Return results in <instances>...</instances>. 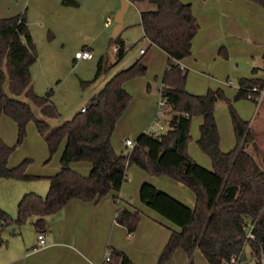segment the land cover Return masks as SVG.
<instances>
[{"label":"crops","instance_id":"obj_1","mask_svg":"<svg viewBox=\"0 0 264 264\" xmlns=\"http://www.w3.org/2000/svg\"><path fill=\"white\" fill-rule=\"evenodd\" d=\"M74 1L76 4L64 0H0V18L24 13L35 48L37 46L38 50L41 49V54L44 51L53 55L56 52L59 54L60 47L56 40L70 46L74 44L75 51L80 48L92 50L89 42H76L78 34L90 33L103 18L104 26H110L120 0ZM181 1L191 5V11L198 22L197 31L191 38V51L180 59V64L186 70L185 89L193 94H204L210 89L221 90L223 97L218 98L214 105L220 149L228 151L236 146L228 99L239 116L248 122L253 135V140L248 142L246 149L253 154L258 164L263 165L264 94L255 98L248 96L236 98L235 95L240 88V78H264V6L254 0ZM131 2L133 1L129 0V4ZM134 3L139 13V20L135 25L138 26V31L135 36H131L130 30L135 28V23L123 19L118 34L124 41V53L117 59L116 52L112 50L113 62L107 52L100 56L96 62L95 72L101 58L104 70L96 78H93L94 72L90 78L91 82L84 85L86 87L79 96L84 101L80 106L61 108L59 101L57 102L53 96L54 89L50 97L59 114L63 109L67 114L65 119H68L80 110L81 106L87 104L89 98L114 72L141 58L146 65L145 73L123 82V87L130 94V100L111 133V143L117 153L129 151L130 147L124 143L126 138L135 140L136 136L144 131L154 133L166 131L173 113L169 106L165 111L157 112V100L162 92V75L168 54L145 36L141 24V9L153 8L154 5L147 1ZM108 17L110 22L106 24ZM112 36L111 30L108 45L113 43ZM39 51L36 59L30 64L29 71L33 89L36 93L43 94L52 87L53 72L45 69L44 61L47 60H44L39 80L35 82L36 72L32 65L39 60ZM93 57L94 54L89 59ZM73 59L79 58H75L73 53ZM120 60L124 64L107 76L111 67ZM4 87L8 91L7 82ZM20 98L30 101L24 95ZM68 101L71 104L77 100L71 96ZM30 103L33 104L31 101ZM36 107L38 110L36 115L45 117L51 124L65 120L53 122L51 119L56 117H47L40 112L39 106ZM155 117L163 128L152 127ZM202 121L201 114L191 117L187 151L200 165L212 169L210 156L197 143ZM32 122L30 120L26 125L27 133L21 145L27 142L36 149L25 151L37 159L36 165L29 164L25 169L33 177L0 176V207L12 217L16 216L17 202L21 195L27 191L44 195L49 185L47 177L60 168L59 160L65 140L59 144L58 155L53 161L48 162L49 151L46 141ZM0 136L9 145L15 144L17 139V124L5 113L0 115ZM20 156L16 148L12 150L7 160L8 165H16L27 157L20 159ZM70 166L82 174H88L92 163L90 160H74L70 162ZM142 182L153 184L191 208L195 205L194 191L183 182L165 173L150 174L138 164L130 163L126 168V179L119 189H111L101 197L89 200L70 198L59 211L44 216L43 228L35 225L36 215L30 216L20 224L5 225L0 220V264H103L105 255L110 253L112 248L123 251L135 264H157L171 231H179L181 227L140 200L139 187ZM118 207L140 211L138 223L132 232H129L124 224L116 221ZM38 230L46 232V244L34 248ZM244 253L245 264H251L252 260L255 264H261L251 254L248 244L244 247ZM191 260L193 264H210L199 248H195L190 257L180 246L174 248L163 264H190Z\"/></svg>","mask_w":264,"mask_h":264},{"label":"trees","instance_id":"obj_2","mask_svg":"<svg viewBox=\"0 0 264 264\" xmlns=\"http://www.w3.org/2000/svg\"><path fill=\"white\" fill-rule=\"evenodd\" d=\"M147 1L153 8L141 9L140 18L145 36L163 48L167 54L162 75L161 93L173 111L168 129L161 133H139L133 146L125 153H117L111 143L114 125L130 100L123 82L144 74L146 65L141 58L114 72L85 105L70 118L51 124L34 112L30 101L39 106L47 117H57L59 112L50 97L53 88L43 94L33 89L30 64L37 57L32 36L24 13L0 18V115L11 116L17 124L15 144H7L0 136V176L30 178L25 169L28 159L9 166L8 157L16 144L26 135V125L32 120L37 131L46 141L49 154L54 153L64 139L59 170L48 176L47 192H24L17 202L15 217L0 207L3 224L23 223L36 215L35 225L44 226V216L59 211L72 197L84 200L99 198L111 189H119L126 179V168L136 163L150 174H168L190 187L196 196L194 207H189L167 192L149 182H142L139 198L149 207L178 224L179 231L172 230L157 264H163L174 248L182 247L191 257L199 248L210 264H223L234 254L250 246L251 254L259 260L264 253V163L260 165L246 149L253 140L248 122L243 120L230 100L229 113L236 137V146L228 151L219 147V132L214 116L215 101L223 97L221 90L210 89L204 94H193L185 89L186 70L179 61L191 51V38L198 22L191 5L181 0H132ZM264 6V0H254ZM76 4L74 0H64ZM111 40L118 44L117 59L124 53V41L119 34ZM264 56V55H263ZM103 59L97 63L96 78L102 71ZM81 80L84 86L91 82ZM7 82L8 91L4 84ZM235 97L255 98L258 90L253 85L264 86V78L243 77ZM26 96L30 101L21 99ZM203 116L197 143L211 158L213 168L208 169L193 159L187 151L190 139L191 117ZM74 160H90L88 174H82L70 166ZM116 199V198H115ZM139 210L117 208L115 219L132 232L138 223ZM253 222L247 236V223ZM105 264H135L121 250L112 248L110 260ZM192 263V260L190 261Z\"/></svg>","mask_w":264,"mask_h":264},{"label":"rangeland","instance_id":"obj_3","mask_svg":"<svg viewBox=\"0 0 264 264\" xmlns=\"http://www.w3.org/2000/svg\"><path fill=\"white\" fill-rule=\"evenodd\" d=\"M136 1L131 2L124 15L125 21L130 20L132 23H136L139 20V13L136 4L134 3ZM153 5V4H152ZM113 17V15H111ZM103 19L98 21L93 31L90 33H83L78 34L77 43L79 42H89V44L92 47V52L94 54V57L92 59H73V53L76 49L75 45L72 46L61 43L60 41L56 40L57 45L60 47L59 54L56 52L55 55L48 53L47 51H44L41 54V49L38 50L36 46L37 52L39 51L40 56L39 60H37L33 65L32 68L35 69L34 79L35 82L39 80V77L41 75V67H43V63L45 62V69L52 73V83L51 86L54 89V95L57 99V102L59 101V106L61 108L65 107H79L80 104L84 101V99L80 98V94L84 91L83 85L81 84V79H90L93 77L96 67V62L100 58L101 55H104L106 52L109 55L110 60L114 61V53L112 51L111 45H108V39L111 36V30L114 25V21L112 19V23L110 26L105 27L103 24ZM133 26V27H134ZM138 31V26H135V28H131L130 33L131 36H135V33ZM79 45V44H78ZM77 45V46H78ZM47 60V61H44ZM44 61V62H43ZM124 63L122 60H120L115 66H112L111 69L107 72V76L109 74H112L113 71L119 67L122 66ZM101 78V77H100ZM59 84V85H57ZM75 84V85H74ZM43 92V91H42ZM75 97L76 102L69 104V97ZM78 96V97H77ZM68 101V102H67ZM33 109L36 112H38L36 105L32 104ZM263 107H261L262 109ZM60 114L56 117L51 119L53 122H60L63 119L66 118L67 114L63 112V109ZM259 116H257V119ZM51 121V122H52ZM33 123V122H32ZM26 133H27V127H26ZM24 139V138H23ZM23 141V140H22ZM22 143V142H21ZM21 143L16 144L14 149L16 148V151L21 155L20 159L24 156H27L25 158L28 159L27 166L30 164L36 165L37 159L35 157H32V155H28L25 151H32L36 150L32 146L28 145L27 142L24 145H21ZM248 142L246 143V145ZM245 145V146H246ZM59 148V147H58ZM58 148L57 150L50 154H47V161L51 162L55 158L56 155H58ZM13 149V150H14ZM32 149V150H31ZM49 153V152H48ZM46 157V158H47ZM23 158V159H25ZM22 159V160H23ZM21 160V161H22ZM243 264H245V260H243ZM251 264H255V261H251Z\"/></svg>","mask_w":264,"mask_h":264},{"label":"built area","instance_id":"obj_4","mask_svg":"<svg viewBox=\"0 0 264 264\" xmlns=\"http://www.w3.org/2000/svg\"><path fill=\"white\" fill-rule=\"evenodd\" d=\"M109 22H110V17L107 18L106 24H109ZM111 47H112L113 51L117 52V50H118V44L117 43L113 42ZM140 51L142 52L143 48H141ZM92 56H93V52L91 49H88V48H80L74 52V57L79 58V59H89ZM179 64H180V61H179ZM180 67H182L181 64H180ZM251 90H255V91L258 90L259 95L264 94V86L259 88L258 86L253 85L251 87ZM248 97H252V96L248 95ZM85 107H86L85 105L81 106L80 110H82V111L85 110ZM167 108H168L167 97L161 93V95L159 96V98L157 100V112L161 113V112L165 111ZM152 127L153 128H163V125L160 124L158 119L155 117V119L153 120V123H152ZM124 143H125V145H127L128 147L131 148L134 144V140L131 138H126ZM252 226H253V222L247 223V236L250 238H252L254 236L253 233L251 232ZM45 244H46V232L44 230H38L37 231V241H36L34 248L42 247ZM109 260H110V253H107L104 257L103 264H105ZM259 261L261 262V264H264L263 254L261 255ZM223 264H243V259L241 257V253L234 254L230 258L225 259L223 261Z\"/></svg>","mask_w":264,"mask_h":264},{"label":"water","instance_id":"obj_5","mask_svg":"<svg viewBox=\"0 0 264 264\" xmlns=\"http://www.w3.org/2000/svg\"><path fill=\"white\" fill-rule=\"evenodd\" d=\"M129 5V0H120V5L114 13L113 21L114 25L112 27V35L118 34L119 30L123 25L124 13Z\"/></svg>","mask_w":264,"mask_h":264}]
</instances>
